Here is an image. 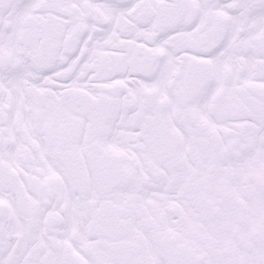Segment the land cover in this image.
Instances as JSON below:
<instances>
[{
  "label": "snow or ice",
  "instance_id": "6c2138e0",
  "mask_svg": "<svg viewBox=\"0 0 264 264\" xmlns=\"http://www.w3.org/2000/svg\"><path fill=\"white\" fill-rule=\"evenodd\" d=\"M0 264H264V0H0Z\"/></svg>",
  "mask_w": 264,
  "mask_h": 264
}]
</instances>
